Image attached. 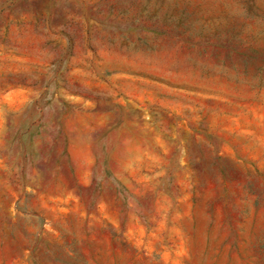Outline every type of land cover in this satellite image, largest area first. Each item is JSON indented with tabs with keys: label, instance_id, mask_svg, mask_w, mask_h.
Returning <instances> with one entry per match:
<instances>
[{
	"label": "rangeland",
	"instance_id": "374dc122",
	"mask_svg": "<svg viewBox=\"0 0 264 264\" xmlns=\"http://www.w3.org/2000/svg\"><path fill=\"white\" fill-rule=\"evenodd\" d=\"M0 264H264V0H0Z\"/></svg>",
	"mask_w": 264,
	"mask_h": 264
}]
</instances>
